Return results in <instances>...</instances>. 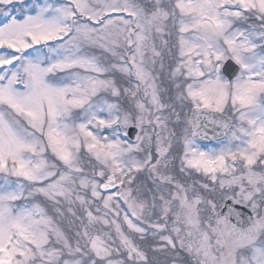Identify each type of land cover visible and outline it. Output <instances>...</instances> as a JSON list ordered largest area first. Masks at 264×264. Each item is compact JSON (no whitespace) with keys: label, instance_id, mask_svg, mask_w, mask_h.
Listing matches in <instances>:
<instances>
[{"label":"rangeland","instance_id":"obj_1","mask_svg":"<svg viewBox=\"0 0 264 264\" xmlns=\"http://www.w3.org/2000/svg\"><path fill=\"white\" fill-rule=\"evenodd\" d=\"M192 107L233 118L219 145L186 142ZM229 196L257 231L223 222ZM173 243L174 264H264V0H0V264H148Z\"/></svg>","mask_w":264,"mask_h":264},{"label":"water","instance_id":"obj_2","mask_svg":"<svg viewBox=\"0 0 264 264\" xmlns=\"http://www.w3.org/2000/svg\"><path fill=\"white\" fill-rule=\"evenodd\" d=\"M239 70V65L232 59L226 60L222 68L223 73L229 80H233ZM188 125L192 136L196 140L212 143L214 139H219L228 132L232 125V119L219 111L194 107L190 112ZM137 138V128L135 126L129 127L128 139L133 142ZM219 212L224 221L242 234L255 232L260 227L254 209L234 197H228Z\"/></svg>","mask_w":264,"mask_h":264},{"label":"flooded vegetation","instance_id":"obj_3","mask_svg":"<svg viewBox=\"0 0 264 264\" xmlns=\"http://www.w3.org/2000/svg\"><path fill=\"white\" fill-rule=\"evenodd\" d=\"M186 125H187V128H188V119H187V121H186ZM129 126V125H128ZM144 128V127H143ZM141 130H142V128H141ZM178 132L177 131H171V135H172V139H176V136H178ZM186 139V138H185ZM139 140H140V135H139ZM186 142L188 143V144H195L198 148H202V149H205V148H207V146H204V145H201V144H199V143H197L193 138H192V136H191V134H190V131H189V129H188V136H187V139H186ZM216 144V143H215ZM214 144V145H215ZM173 145H174V143L173 142H168V144H167V146L168 147H165L164 148V152H162V154H164V153H167L168 151H169V149H171V148H173ZM194 145V146H195ZM214 145H212V146H214ZM212 146H208V147H212ZM176 161V158H175V160H174V162ZM172 167L173 166H175V164H172L171 165ZM177 167V166H176ZM177 174V173H176ZM255 215L257 216V218H258V223H259V226H261V220H260V217H258V215L255 213ZM167 221V218H165L163 221L161 220V224H159L160 226H157V225H150L149 223H148V221H144L143 220V223L145 224V226L150 230V231H153V232H156V233H167L168 232V227L167 226H165V222ZM224 222V221H223ZM225 223V222H224ZM227 224V223H226ZM167 225V224H166ZM229 227H231L232 228V230H234L235 232H237V233H239L238 231H236L232 226H230L229 224H227ZM238 235H240V236H243V235H245V234H241V233H239ZM173 249L174 250H172V253L170 254L171 256H170V260H164V259H160L159 261H157V260H153L152 262H150V263H148V264H157L158 262H163V263H168L169 261L171 262V263H176L175 261H177L178 263H181V261H178V259H176V257H177V255H178V250H179V248H178V245L176 244V243H173ZM180 252H181V250H179ZM220 254L221 253H219L218 254V256H220ZM223 254H221V256H222ZM220 258V257H219ZM218 258V259H219ZM235 259V258H234ZM222 260V259H221ZM165 261V262H164ZM166 261H168V262H166ZM234 262H237V260H233ZM170 263V264H171ZM143 264H147V262H143ZM191 264H195V262L193 261V262H191Z\"/></svg>","mask_w":264,"mask_h":264}]
</instances>
